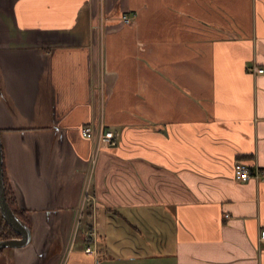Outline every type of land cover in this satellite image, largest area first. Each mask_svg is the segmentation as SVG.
Masks as SVG:
<instances>
[{
	"label": "crops",
	"instance_id": "crops-1",
	"mask_svg": "<svg viewBox=\"0 0 264 264\" xmlns=\"http://www.w3.org/2000/svg\"><path fill=\"white\" fill-rule=\"evenodd\" d=\"M0 139V264H264V0H0Z\"/></svg>",
	"mask_w": 264,
	"mask_h": 264
},
{
	"label": "built area",
	"instance_id": "built-area-1",
	"mask_svg": "<svg viewBox=\"0 0 264 264\" xmlns=\"http://www.w3.org/2000/svg\"><path fill=\"white\" fill-rule=\"evenodd\" d=\"M122 20L125 23L131 22V18L128 15H123ZM253 69L256 72H263L262 68L254 67ZM81 134L83 137L87 139H95L98 146H115L117 143L115 133L111 129L106 128L102 123L99 125L87 124L83 126L81 128ZM234 174L236 179L239 181H247L251 178L264 181L263 168L250 166L249 164H247L242 160H236L234 162ZM95 237H96L95 230L91 229V231H88L86 235V239L89 241V243L85 247L86 253L89 254L96 253L95 249L92 246L93 244L91 245L92 240L94 239L95 241ZM260 239L264 240V230L260 232Z\"/></svg>",
	"mask_w": 264,
	"mask_h": 264
},
{
	"label": "water",
	"instance_id": "water-1",
	"mask_svg": "<svg viewBox=\"0 0 264 264\" xmlns=\"http://www.w3.org/2000/svg\"><path fill=\"white\" fill-rule=\"evenodd\" d=\"M0 213L5 222L20 236L19 238H12L0 240V250L3 248H22L28 245L31 241V230L27 223L21 220L9 208L4 195L3 182V156L0 139Z\"/></svg>",
	"mask_w": 264,
	"mask_h": 264
},
{
	"label": "rangeland",
	"instance_id": "rangeland-1",
	"mask_svg": "<svg viewBox=\"0 0 264 264\" xmlns=\"http://www.w3.org/2000/svg\"><path fill=\"white\" fill-rule=\"evenodd\" d=\"M55 220H56L55 225H53L51 228L46 229L45 231L51 230V235H52V244L50 245L51 249H58L60 252L61 246L62 245L64 246V243L66 244V241H65L66 236H65L64 231H63L64 222H63V220L58 221V217ZM78 227L79 226H77V222H76L74 224L73 230L75 231V229H78ZM73 236H74V233H73ZM75 236L78 237V233ZM8 249L9 248H5V251ZM48 252L51 253L52 250H49Z\"/></svg>",
	"mask_w": 264,
	"mask_h": 264
},
{
	"label": "trees",
	"instance_id": "trees-1",
	"mask_svg": "<svg viewBox=\"0 0 264 264\" xmlns=\"http://www.w3.org/2000/svg\"><path fill=\"white\" fill-rule=\"evenodd\" d=\"M4 184L6 187V194L7 197L9 199V201L11 202L12 206L15 207L14 211L19 212V208L16 206V199L15 196L13 195L11 188L9 186V182L7 181V179H5L4 177ZM90 211L88 210L86 213V216H90ZM90 222H87V225H89ZM89 228H91V225H89ZM11 235H13V231L12 229L9 227V225H7L2 218L0 217V239H4V238H9Z\"/></svg>",
	"mask_w": 264,
	"mask_h": 264
},
{
	"label": "flooded vegetation",
	"instance_id": "flooded-vegetation-1",
	"mask_svg": "<svg viewBox=\"0 0 264 264\" xmlns=\"http://www.w3.org/2000/svg\"><path fill=\"white\" fill-rule=\"evenodd\" d=\"M4 177H5V179H7V176H6V173H5V168H4V165H3V182L5 181L4 180ZM8 181V180H7ZM9 186H10V184H9ZM10 188H11V186H10ZM11 191H12V188H11ZM12 193H13V191H12ZM4 195H5V200H6V202H7V204H8V206H9V208L12 210V212L14 213V214H16L21 220H23L25 223H27V225L29 226V228H30V230H31V224H30V220H29V218H28V215H27V211L26 210H22L20 207H19V204L17 203V200H16V206L19 208V212H16V211H14V208L15 207H13L12 206V204H11V202L9 201V199H8V197H7V194H6V187H5V184H4ZM13 195H14V193H13ZM15 196V195H14ZM15 199H16V197H15ZM0 217L2 218V220L5 222V220L3 219V217L1 216V213H0ZM6 223V222H5ZM7 224V223H6ZM8 225V224H7ZM10 227V226H9ZM11 228V227H10ZM12 229V228H11ZM12 231H13V235H11L9 238H4V239H0V240H6V239H12V238H19L20 236L12 229ZM5 248H3V249H1L0 250V252L2 251V250H4Z\"/></svg>",
	"mask_w": 264,
	"mask_h": 264
}]
</instances>
